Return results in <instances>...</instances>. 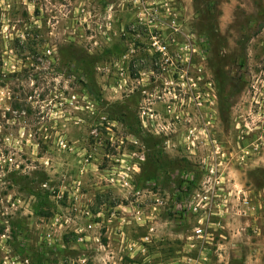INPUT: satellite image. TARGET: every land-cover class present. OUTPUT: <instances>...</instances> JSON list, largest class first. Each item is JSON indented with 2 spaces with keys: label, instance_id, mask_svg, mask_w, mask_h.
<instances>
[{
  "label": "rangeland",
  "instance_id": "rangeland-1",
  "mask_svg": "<svg viewBox=\"0 0 264 264\" xmlns=\"http://www.w3.org/2000/svg\"><path fill=\"white\" fill-rule=\"evenodd\" d=\"M0 264H264V0H0Z\"/></svg>",
  "mask_w": 264,
  "mask_h": 264
},
{
  "label": "built area",
  "instance_id": "built-area-1",
  "mask_svg": "<svg viewBox=\"0 0 264 264\" xmlns=\"http://www.w3.org/2000/svg\"><path fill=\"white\" fill-rule=\"evenodd\" d=\"M156 44V43H155ZM166 47L164 45H157L156 47V52L158 53H164L165 52V49ZM198 98V97H197ZM201 104V102H200ZM200 106V105H199ZM191 210L194 211L195 213L196 212H199L198 208L197 207H193L192 204L189 205ZM201 221V220H200ZM209 237V234L208 232L205 230V228H203L201 226V224L197 225V226H194L190 229V233H189V236H188V239H187V242L189 244L191 243H194L195 241H205L206 238ZM144 240H148V237H144Z\"/></svg>",
  "mask_w": 264,
  "mask_h": 264
},
{
  "label": "crops",
  "instance_id": "crops-1",
  "mask_svg": "<svg viewBox=\"0 0 264 264\" xmlns=\"http://www.w3.org/2000/svg\"><path fill=\"white\" fill-rule=\"evenodd\" d=\"M208 241H210V238L208 237V238H206V240L204 241L205 243H208ZM204 253L202 252V256H205V255H203Z\"/></svg>",
  "mask_w": 264,
  "mask_h": 264
}]
</instances>
